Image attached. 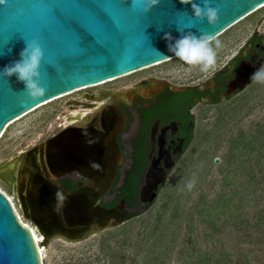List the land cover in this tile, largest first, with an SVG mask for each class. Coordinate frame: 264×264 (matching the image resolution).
Listing matches in <instances>:
<instances>
[{"label":"water","instance_id":"water-1","mask_svg":"<svg viewBox=\"0 0 264 264\" xmlns=\"http://www.w3.org/2000/svg\"><path fill=\"white\" fill-rule=\"evenodd\" d=\"M195 3L203 7L202 0ZM210 6L218 13L214 25L192 17L190 6L179 0H158L146 12L145 0H6L0 5V69L19 59L26 42L35 40L43 52L39 82L45 95L32 100L15 75L0 76V133L9 121L59 96L174 58L162 38L165 33L176 38L178 28H182L196 35L207 34L211 41L263 7L264 0H210ZM98 8L107 16L100 13L101 19H97ZM120 94L114 92L112 96L118 98ZM90 117L102 118L104 134L70 128L47 138L41 148L49 169L55 172L53 176L76 168L95 180L91 190L82 189L70 196L71 213L78 218L103 219V224L116 217L117 221L110 223L114 226L124 219L121 206L110 210L93 206L109 191L115 175L116 156L110 143L123 119L115 106L99 108ZM14 160L18 158L5 166ZM163 177L149 168L139 190L143 203L154 199ZM44 193L41 184L27 183L32 210ZM25 225L0 191V264H42L31 228Z\"/></svg>","mask_w":264,"mask_h":264},{"label":"flooded vegetation","instance_id":"flooded-vegetation-1","mask_svg":"<svg viewBox=\"0 0 264 264\" xmlns=\"http://www.w3.org/2000/svg\"><path fill=\"white\" fill-rule=\"evenodd\" d=\"M213 49L216 63L207 71L174 57L162 69L118 88L84 94L83 108L59 119L51 134L13 157L18 158L13 172L0 163V177L14 194L26 223L41 237L37 246L41 252L52 245L58 251L55 259L45 264H126L127 221L153 204L172 173L184 168L186 156L195 152V140L204 133L203 121L208 114L238 108L239 101L262 81L253 79L254 72L264 69V35L256 26L236 47L231 42L227 47L218 45ZM172 87L182 90L174 91ZM114 92L121 94L114 98ZM110 106H115L123 119L110 143L116 156L115 175L109 191L93 208L110 210L121 206L124 219L114 226L110 223L117 221L116 217L103 224V219L78 218L71 213L70 196L82 189L91 190L95 180L76 168L53 176L55 172L49 169L41 148L47 138L70 128L104 134L102 118L90 116L99 108ZM80 112L82 115L73 117ZM150 167L164 177L154 199L143 203L139 190ZM28 182L44 188L45 197L35 202V210L27 199ZM126 189L132 191L131 199L124 196ZM40 257L44 264L43 255Z\"/></svg>","mask_w":264,"mask_h":264},{"label":"rangeland","instance_id":"rangeland-1","mask_svg":"<svg viewBox=\"0 0 264 264\" xmlns=\"http://www.w3.org/2000/svg\"><path fill=\"white\" fill-rule=\"evenodd\" d=\"M260 16H263L262 19H258ZM255 26L264 35V6L227 28L209 41V44L212 48L218 45L227 47L232 42L233 47H236ZM172 62L173 60L164 61L102 84L73 91L20 116L10 122L0 136V163L6 164L20 150L51 134L59 119L83 108L84 94L101 88H118ZM238 104V108L208 114L203 121L204 133L195 140V152L186 156L184 168H177L172 173L153 204L139 210L127 221L126 264H194V257L188 255L192 246L199 249L210 248L213 243H218L216 239H223L226 248L231 247L230 251L234 253L238 251V247H246V242L236 244V238L229 231L215 232L201 215L203 208L221 191L224 183H227L224 189L232 188L246 175L245 167H257L255 158L238 168H235V163L227 162L230 158L228 153L231 139L239 133L247 134L258 126H262L264 131V80L256 84ZM233 149L236 153L234 146ZM216 157L218 162L215 161ZM262 163L264 146L260 153V165ZM0 191L7 196L20 221L27 222L14 194L2 177ZM211 229L212 241L204 232ZM188 235H191V240ZM51 247L42 252L44 264L51 263L58 253L53 245Z\"/></svg>","mask_w":264,"mask_h":264},{"label":"trees","instance_id":"trees-1","mask_svg":"<svg viewBox=\"0 0 264 264\" xmlns=\"http://www.w3.org/2000/svg\"><path fill=\"white\" fill-rule=\"evenodd\" d=\"M262 146V126L247 134L239 133L230 140V158L227 163H235V168H238L255 158L257 167H245L246 175L232 188L224 189L227 184L224 183L221 191L201 211L215 232L229 231L236 238V244L246 242V247L240 246L234 253L230 251L231 247L226 248L223 239H216L218 243H213L210 248L199 249L193 245L188 255L194 257V264H264V163L260 165ZM123 193L128 199L133 197L131 190H123ZM212 229L204 230L211 241ZM188 236L191 240V235Z\"/></svg>","mask_w":264,"mask_h":264},{"label":"clouds","instance_id":"clouds-1","mask_svg":"<svg viewBox=\"0 0 264 264\" xmlns=\"http://www.w3.org/2000/svg\"><path fill=\"white\" fill-rule=\"evenodd\" d=\"M5 2L6 0H0V5H4ZM157 2L158 0H145L144 11H148ZM179 2L190 6L191 15L195 19H206L209 25L217 22V9L210 6V0H202L203 7L195 3V0H179ZM178 32L180 34L176 38L170 33H165L162 37L169 53L187 65H199L201 71H207L215 65L216 52L210 46L207 34L196 35L182 28H178ZM42 56L40 45L35 40L27 41L26 46L19 53V59L0 69V76L10 78L15 75L17 81L23 83L25 94L32 100H38L45 95V89L39 82ZM253 79L264 80V69L254 72Z\"/></svg>","mask_w":264,"mask_h":264},{"label":"bare ground","instance_id":"bare-ground-1","mask_svg":"<svg viewBox=\"0 0 264 264\" xmlns=\"http://www.w3.org/2000/svg\"><path fill=\"white\" fill-rule=\"evenodd\" d=\"M157 64H159V63H157ZM112 80H114V79H112ZM111 81V80H110ZM104 83V82H103ZM102 84V83H101ZM98 85V84H97ZM86 88V87H85ZM81 89H83V88H81ZM59 97H61V96H59ZM47 103V102H46ZM40 106V105H39ZM38 106V107H39ZM37 108V107H36ZM35 109V108H34ZM34 109H32V110H34ZM31 110V111H32ZM27 113V112H26ZM25 113V114H26ZM24 115V114H23ZM80 115H82V112H80L79 114H76V115H73V117H76V116H80ZM20 117V116H19ZM18 117V118H19ZM17 118V119H18ZM16 120V119H15ZM12 121H14V120H11V121H9L8 123H10V122H12ZM3 132H1L0 134H2ZM1 136V135H0ZM17 165H18V160H14V161H12V163H10L9 164V166H8V169H7V171L8 172H13L14 170H15V168L17 167ZM27 226H29V224L28 223H26V222H24ZM31 231H32V233H33V236H34V239H35V241H36V243H37V245H38V239H41V237L40 238H38L37 237V235L35 234V232H34V230L31 228ZM38 249H39V253H40V255H42L41 253V249H40V247L38 246Z\"/></svg>","mask_w":264,"mask_h":264},{"label":"snow or ice","instance_id":"snow-or-ice-1","mask_svg":"<svg viewBox=\"0 0 264 264\" xmlns=\"http://www.w3.org/2000/svg\"><path fill=\"white\" fill-rule=\"evenodd\" d=\"M56 11H59V10H56ZM100 13H103L105 16H107V13L105 12L103 8H98L95 13L97 19H101ZM25 227H27V225H25Z\"/></svg>","mask_w":264,"mask_h":264},{"label":"built area","instance_id":"built-area-1","mask_svg":"<svg viewBox=\"0 0 264 264\" xmlns=\"http://www.w3.org/2000/svg\"><path fill=\"white\" fill-rule=\"evenodd\" d=\"M7 125H8V124H7ZM7 125H6V126H7ZM6 126H5V128H6ZM5 128H4V130H5ZM4 130H3V131H4ZM3 131H2V132H3ZM0 135H2V134H0Z\"/></svg>","mask_w":264,"mask_h":264}]
</instances>
